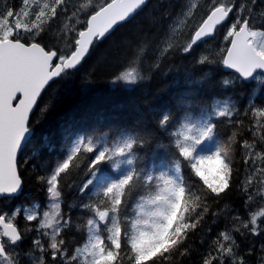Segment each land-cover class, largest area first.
<instances>
[{"label": "snow or ice", "instance_id": "snow-or-ice-1", "mask_svg": "<svg viewBox=\"0 0 264 264\" xmlns=\"http://www.w3.org/2000/svg\"><path fill=\"white\" fill-rule=\"evenodd\" d=\"M256 4L182 0L175 17L168 8L151 13L135 26L128 43L113 45L118 71L112 83L143 86L162 73L170 57H187L221 29L222 46L194 59L201 67L186 82L195 83L193 77L208 65L230 70L225 85L264 82V22L253 15ZM148 5L149 0H21L19 10L0 11V200L12 201L22 192L21 167L39 154L35 149L31 156L25 152L33 144L34 124L63 103L62 96L48 90L78 71L95 47ZM45 95L49 99L42 103ZM238 114L234 106L218 102L202 120L184 117L174 123L172 112L153 106L151 112L145 109L147 123L134 129L135 134L111 140L73 135L74 121H68L61 128L63 155L35 177L46 193L47 210L0 209V264H173L177 257L190 256L189 241L209 216H228L212 209L233 187L244 198L245 214L231 215V227L208 243L199 264H249L238 238L260 239L255 264H264V106L250 104L244 113L250 139L240 131ZM222 119L236 129L223 141L216 135V121ZM164 138L167 143H160ZM153 142L171 154L174 168L158 170L140 163L138 151ZM206 142H214L209 151L201 149ZM237 152L241 160L234 162ZM181 161L197 178L192 185L180 176ZM81 165L85 178L79 185L67 182ZM102 165L115 171L106 175ZM73 187L87 197L79 205L80 223L74 222L71 208L68 213L61 209L64 189ZM20 217L26 222L23 228ZM74 223L86 234L82 242L69 235Z\"/></svg>", "mask_w": 264, "mask_h": 264}, {"label": "trees", "instance_id": "trees-1", "mask_svg": "<svg viewBox=\"0 0 264 264\" xmlns=\"http://www.w3.org/2000/svg\"><path fill=\"white\" fill-rule=\"evenodd\" d=\"M196 2L203 4V0H196ZM181 3L182 0H162V3L158 4L157 0H150L146 9L128 23L119 26L107 40L95 47L78 71L65 80L58 81L48 90L49 94L62 96L63 103L50 109L44 119L34 124L33 144L29 145L25 152L31 156L35 149L39 154L29 165L21 167L25 180L22 192L12 201L1 200L0 209L11 210L18 206L23 208L37 206V210L40 212L47 209L46 193L37 184L35 177L47 172L63 155L64 137L61 134V128L68 121H74L73 135L87 134L94 138L104 136V139L111 140L120 135L135 134L134 129L147 123V120L143 119L145 109L151 112L153 106H155V111L163 109L172 112L175 123V121L183 122L184 117L191 120L204 117L210 112L215 102H221L237 109L239 114L235 116V120L243 121L240 131L244 133V138H251V133L248 131L251 125L244 113L250 104L264 106V82L260 84L256 80L250 83L233 81L231 84L225 85L223 80L231 79V76L217 65L203 66V72L193 77L195 83L186 82L187 77L195 69L201 67L194 65L193 60L205 50L218 51L222 46L223 29L217 32L215 37L201 43L187 57L183 54L170 57V60L165 62L162 73L150 81L142 82L143 86L112 83L113 74L118 71L112 52L113 45L120 41L128 43V38L135 31V26L150 19V14L153 12L158 15L159 12L168 8L175 17ZM6 7L19 10L21 0H0V11ZM253 15L258 21L264 22V0H257ZM145 54L151 56L152 52L146 49ZM145 54H140L141 58ZM202 77H206V79H202ZM48 99L49 96L45 95L42 103ZM33 120H36V116L33 117ZM216 123V135L221 141L236 130L226 120H218ZM44 137L48 138L46 142ZM160 143L166 144L167 139L160 140ZM137 155L141 158L140 163L148 167L158 170L174 168L171 154L166 149L157 147L155 142L147 148L139 150ZM240 160L239 152L234 153V162ZM101 167L106 175H111L115 171L111 165H102ZM180 176L189 185L197 181L185 161L180 163ZM84 178V169L81 165V168L75 170L66 180L67 182L75 181L79 185ZM242 178L243 175H241ZM133 198L134 200L138 199V194L134 193ZM243 199L235 187L221 198L218 207H214L212 210H223L224 213H228V216L225 217L222 214L219 219L209 216L205 226L189 241L190 256L177 257L179 264H199L201 254L207 251L208 243L226 226L231 227L227 223L231 219V215L245 214ZM86 200L87 197L81 196L76 187L65 188L61 197V209L68 213L71 208L74 222L80 223L81 220L78 218L82 216V210L79 205ZM84 216L86 219V214ZM18 223L23 228L26 222L23 217H20ZM75 223L73 231L69 235L82 242V238L86 234L77 231ZM31 238L32 234H29L28 239L24 241L22 247L25 250L30 246ZM238 239L242 253L247 257L249 264H255L260 252V239ZM250 250H252L251 254H249ZM177 261H174L173 264H177Z\"/></svg>", "mask_w": 264, "mask_h": 264}, {"label": "rangeland", "instance_id": "rangeland-1", "mask_svg": "<svg viewBox=\"0 0 264 264\" xmlns=\"http://www.w3.org/2000/svg\"><path fill=\"white\" fill-rule=\"evenodd\" d=\"M257 81V80H256ZM257 82H259L260 84L262 83L261 81H257ZM217 103L218 102H215L212 106H214V105H217ZM219 104L220 105H223L224 103H221V102H219ZM212 108V107H211ZM211 111V110H210ZM207 116V115H206ZM206 116H204V117H201V118H199V119H197V120H202V119H204V118H206ZM193 121H196V120H193ZM104 139V136H102L101 138H99V139ZM214 147V144H212V142H206L204 145H202L201 146V149L203 150V151H209V150H211L212 148ZM33 208H36L37 209V206H32V207H28V208H25V209H28V210H32ZM47 210V209H46ZM44 211V210H43ZM41 214H42V211H41Z\"/></svg>", "mask_w": 264, "mask_h": 264}, {"label": "water", "instance_id": "water-1", "mask_svg": "<svg viewBox=\"0 0 264 264\" xmlns=\"http://www.w3.org/2000/svg\"><path fill=\"white\" fill-rule=\"evenodd\" d=\"M150 1V0H149ZM224 71L226 72V73H228L229 74V71L230 70H226V69H224ZM253 81V80H252ZM251 81H249V82H247V83H250Z\"/></svg>", "mask_w": 264, "mask_h": 264}, {"label": "bare ground", "instance_id": "bare-ground-1", "mask_svg": "<svg viewBox=\"0 0 264 264\" xmlns=\"http://www.w3.org/2000/svg\"><path fill=\"white\" fill-rule=\"evenodd\" d=\"M168 76V75H167Z\"/></svg>", "mask_w": 264, "mask_h": 264}, {"label": "flooded vegetation", "instance_id": "flooded-vegetation-1", "mask_svg": "<svg viewBox=\"0 0 264 264\" xmlns=\"http://www.w3.org/2000/svg\"><path fill=\"white\" fill-rule=\"evenodd\" d=\"M1 201V200H0Z\"/></svg>", "mask_w": 264, "mask_h": 264}]
</instances>
